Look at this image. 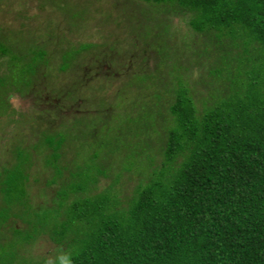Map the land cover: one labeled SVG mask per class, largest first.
Here are the masks:
<instances>
[{
    "label": "trees",
    "instance_id": "1",
    "mask_svg": "<svg viewBox=\"0 0 264 264\" xmlns=\"http://www.w3.org/2000/svg\"><path fill=\"white\" fill-rule=\"evenodd\" d=\"M103 1L115 29L133 27L108 45L35 40L30 58L0 27V264H264V0ZM123 41L132 62L118 71L140 79L82 95L91 109L68 117L40 106L50 45L63 74L80 52L115 58ZM8 91L36 100L17 110ZM41 237L52 260L23 254Z\"/></svg>",
    "mask_w": 264,
    "mask_h": 264
},
{
    "label": "rangeland",
    "instance_id": "2",
    "mask_svg": "<svg viewBox=\"0 0 264 264\" xmlns=\"http://www.w3.org/2000/svg\"><path fill=\"white\" fill-rule=\"evenodd\" d=\"M65 1L67 2L65 3V6L68 8V12L74 11L75 14L78 15L75 19H66L63 17V14L60 15V13L52 12L53 9H50V4L44 3L43 8H41L38 3L39 0H8L6 4L0 5V27L8 26L13 28V30L9 33L12 36V40L18 41L19 44L21 43V45L25 46L29 50H34V52L30 53V58L35 56V46L33 45V41L35 40L36 42H39L40 40L45 42V40H48L54 44L56 42L59 43L66 37L67 40L77 42H92L97 45L104 43L108 45L106 41H108L110 44L113 43L117 34L123 40L126 31L128 33L132 32L133 30V27H131L130 30H127L126 23H123L121 27L115 29L113 23H111L116 19V17L111 19V16H115V12L112 13L109 11L110 8L107 6L108 3L106 4V2L103 0H99L96 2V4L90 1L87 2V0L81 1L79 3L78 0H62V2ZM59 3L61 2L57 1L54 3V5L57 6ZM17 28L28 29L21 33L16 31ZM152 31L153 30L150 32L151 34ZM125 43L126 42L123 41L122 45L116 44L114 46L117 48L115 51L119 54H115V58H106L105 55L108 53L107 48L102 49L100 47V49L95 50L94 47L89 48L84 52H80L78 57H73L70 60V66L67 68L68 70L64 71L63 74H58V69L61 67L60 57L62 55V47H55L53 44L50 45L47 43L48 47L50 45L47 53L49 57L51 56V58L48 61V65L46 64L44 71V79H48V84L46 83V87L44 88L42 80L37 83V85H39L38 90L42 91L40 103L43 105L40 104V106H44L45 100L54 101L60 108V111H58L60 115L68 117L71 109L77 110L79 112L85 111L86 109H91L90 107H85V105H82V102H80L84 101L82 95H90V93H93L99 97H110L113 91H118L117 89L121 90V88H123V84L130 83V81H127L126 79H140V76L132 75L128 77H121L120 71H118V61H122L126 67L130 66V63L132 62L129 57V54L132 55V53L128 52L129 54L124 53V55H120L121 51L126 48ZM102 50L103 52L101 53ZM94 53L96 56L101 58V60H99L98 64L94 62V66L90 67V63L92 62L93 58L89 56L92 54V56L96 57ZM111 60H114L113 63H110ZM95 61L97 60L95 59ZM17 66L19 69L21 64H17ZM78 66L80 67L75 69V67ZM112 68L115 69L116 72H114ZM18 69L14 68V70L17 71ZM4 71L5 68L3 65H1L0 72ZM74 78L81 79L80 87L76 88L74 93L72 92L75 96V101H77V109L71 108L75 105V101H72L66 93L70 90V87L76 84L73 82V80L71 81V79ZM39 79H41V77ZM51 79L52 81L50 82ZM99 87L101 88L99 89ZM50 89L57 93L48 99L49 97H47L48 94H46V91ZM30 95L27 94L26 96H21L13 91H8L5 94V98L7 102L10 103L15 109L19 110L22 108L21 110H27L26 108L36 100V98L32 100V98L36 96H33V94L31 96ZM44 97L47 98L45 99ZM57 98L58 100L56 101ZM94 99L95 100L93 101L99 100L97 97ZM108 100L111 101L112 98H109ZM94 104H96V102H94ZM106 104L108 105V103ZM3 108L0 104V112L1 109L5 110ZM50 117L52 116L50 115ZM7 129L10 130V126H5L2 128L3 131ZM16 133L17 132L14 133L15 136L18 134ZM0 136H6L5 138L10 137L7 134H3L2 131H0ZM18 138L19 137H17V139ZM19 143L20 142L15 141L10 143L11 148H9V152H11L8 153L7 156L9 160L11 159V156L9 155H12L14 152L12 149H15L13 147H19ZM41 149L42 148H39V151H41ZM3 160L4 159L0 158V162ZM106 182L107 181L105 179H101L99 185H104ZM23 254L24 256H29L32 258L43 257L46 260H52L53 256H55V250L53 244L48 241L46 237H41L32 245L26 247V249L23 251Z\"/></svg>",
    "mask_w": 264,
    "mask_h": 264
}]
</instances>
